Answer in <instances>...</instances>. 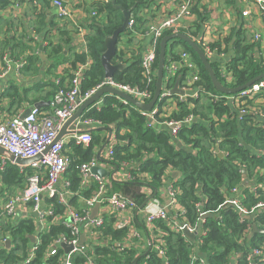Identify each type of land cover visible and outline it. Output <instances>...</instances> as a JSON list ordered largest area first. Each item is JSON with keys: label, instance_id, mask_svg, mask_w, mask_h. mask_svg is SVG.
Returning <instances> with one entry per match:
<instances>
[{"label": "built area", "instance_id": "obj_1", "mask_svg": "<svg viewBox=\"0 0 264 264\" xmlns=\"http://www.w3.org/2000/svg\"><path fill=\"white\" fill-rule=\"evenodd\" d=\"M101 1L109 2V0ZM167 1L173 3V10L166 15L160 24H151L145 31L136 29L137 32L133 13L128 21L127 31L133 32L132 35L140 38V44L144 45L141 52L142 86L119 82L113 77H105L97 85L83 91L82 80L85 71L90 66V62H86L79 64L72 71V77L67 80L66 84L58 88L50 101V110L45 111L39 106L32 105L33 108L27 115H24L25 109L13 115H0V146L16 157L34 158L28 164L16 163L20 166V171L26 172L28 175L25 186L20 193L6 195L0 208V247L9 249L12 246V243L9 247L6 246L7 241H11V239L4 235L3 224L15 221L17 212L20 210L25 212L30 208L36 216V223L38 224L39 221L42 225L41 228L38 226V232L31 234L35 236V240L30 242L28 256L15 264L32 262L36 258V250L41 244V235L48 232L44 229L53 226H58L59 229L47 244L43 259L48 260L57 257V264H99L104 253L111 255L113 252H125V246L131 242L140 247L141 251L139 250V252H142L146 258L150 256L149 252L152 251L157 253L165 264H171L167 258L165 240L161 238L162 234L158 232L157 223L161 220L165 221L171 230L183 233L186 237L188 236L185 230L195 234L194 239L188 237L193 242L190 264H210L202 251L204 237L208 232V229L202 225V218L209 215H217L218 217L217 211L219 209L217 208L215 211L205 210L206 199H203L196 203L199 219L196 222H191L187 216L186 208L179 200L178 196L181 190L175 184L177 179L171 178L173 172L171 167L165 171L160 195L156 196L151 186L145 188L148 199L144 206L137 205L135 201L119 191L111 190L113 181L122 182L132 179L127 164L124 163L120 167L111 162L115 157V146L119 142L117 131L114 129L115 125L114 123L113 125L106 124L99 118L84 115L85 111L90 108L100 109L104 97L112 94H104L95 104L87 108L75 120L74 127L69 130L67 128L65 134L59 138L61 130L78 111L81 104L102 87H114L128 93L142 103H147L152 99L154 95L152 86L157 78L156 62L159 43L169 33L188 29V22L194 13L196 4V0ZM261 1L264 2V0ZM53 5L56 7L60 18L73 19L72 9L65 0H53ZM92 14L96 15V10ZM247 14V11H243V15ZM261 14L264 18V9ZM189 36L193 38L191 34ZM145 37L148 38L147 42L144 40ZM193 39L202 44L208 57L217 52L215 45L206 40L204 36ZM254 39L260 41L262 35L256 33ZM125 48L124 43L118 42V51L119 49L125 50ZM174 48L177 56L171 53L167 55L162 91L157 103L150 110L138 108L125 98L115 95L125 105L130 104L138 109L145 118L147 127L156 128L160 125L166 127L173 142H180L179 135L182 128L190 126L199 119V115L194 112L173 118L171 111L180 109L179 102L205 96L212 103L223 101V103L228 104V100L232 99L234 109H227L221 115L215 113L212 118L223 121L235 119L240 122L250 114L251 101L258 95L264 97V78L235 94L221 95L211 91L203 93L197 85L201 79V74L192 53L184 49L181 44H177ZM138 52L140 51L138 50ZM2 60L4 66L0 69V79L10 70H15L19 75L26 63L24 57L13 60L8 55H4ZM225 67L226 65L221 66L222 77L227 82H231V77ZM182 68H185L187 72L184 78L179 81V88L185 92L173 93L172 89L177 77L182 76L179 74ZM57 82L59 83L60 80ZM191 106L194 105L191 103ZM260 114L264 116V107L261 108ZM107 126L110 127V132L107 137L102 134L103 142L99 146L92 147L93 156L73 167L72 162L74 160L71 158L70 148L66 145L75 140L78 145L90 147L93 142L92 133ZM185 146L191 149L190 145L186 144ZM215 152L220 153L218 149H215ZM99 153L100 158L97 156ZM223 155H225L224 152ZM7 160H9L7 155H1V169L4 168ZM71 168L77 170L78 181H71L68 177L67 172ZM100 168L108 174L101 175L94 171ZM27 169L31 172H27ZM243 170L246 168H243L242 172ZM243 180L244 184L251 181L247 173L243 174ZM239 191L237 186L225 191V200L222 205L234 206L236 211L246 218L253 217L256 211L264 209V202H258L250 209L246 208L242 203V198L238 194L236 195ZM95 208V216H92ZM141 212L144 213L143 218L140 217ZM108 227L120 233H123V230L126 232L122 236L113 237L111 233L106 231ZM251 230L252 226L249 224L244 235H250ZM64 244L70 245L71 249L66 251ZM98 248H103L106 252L102 253L98 251ZM228 258L230 261L225 262V264H253V258L264 261V243L251 249L246 257L242 251H232ZM0 264H2L1 259ZM142 264H149V262L145 259Z\"/></svg>", "mask_w": 264, "mask_h": 264}, {"label": "trees", "instance_id": "obj_2", "mask_svg": "<svg viewBox=\"0 0 264 264\" xmlns=\"http://www.w3.org/2000/svg\"><path fill=\"white\" fill-rule=\"evenodd\" d=\"M5 2L6 0H0L1 4ZM116 3L131 10L136 20L135 30L145 31L148 28L147 25L143 26L142 24L145 23L143 18L144 8L149 4V0H116ZM94 9L100 17L97 15L99 20L92 19L88 23L91 32L86 36L87 51L75 53L72 58H67L66 61H68L70 67L65 70L59 83L50 81V79L46 80L44 78L46 73L41 77L37 87L45 88L41 83L50 85L45 95L53 97L58 88L64 86L67 80L72 77V71L79 64L86 62H90V66L85 71L82 80L83 91L92 88L105 78V70L101 59L103 52L106 50L105 39L121 25L123 13L115 7L112 1H100ZM199 28L197 27L195 32L191 31V33L185 29H181L180 32L191 34L194 37ZM61 33L65 32L61 31ZM132 33L128 30L119 36L118 42L124 43L126 48L125 50L119 49L113 61L127 62V65L124 69L116 71L113 78L119 82L142 86L141 52L144 45L136 44L134 47H137L140 52H133L129 46L132 45L133 39L137 36L132 35ZM177 44H181L184 49L192 53L199 67L201 79L197 83L198 88L203 93L211 91L221 95L224 94L213 86L202 61L185 41L180 39L172 41L170 47L166 50V57L169 53L177 56V53L174 52V47ZM12 46L11 52L15 51L17 57L25 49L23 43H13ZM199 46L204 50L202 44L199 43ZM256 46V43L237 39L235 56L230 64L225 67L231 77L229 84L222 77L220 68L213 65L216 74L223 83L230 86L242 85L264 71V55H255ZM61 48L60 45L49 40V43L43 49L48 58L53 57L59 63L63 60ZM159 50L160 43L158 53ZM37 62H42V58L38 54H29L26 57L22 72L35 71L36 74H40ZM156 64L158 65V60ZM56 65L57 63H55ZM186 72V69L182 68L179 73L182 75L180 80L184 78ZM155 86L156 82L152 86L153 92ZM22 93L15 84L5 87L0 94V115L4 113L14 114L15 111H12V107L18 106V103H21L24 99H28L30 102L35 100V98L31 100L29 96L22 97ZM5 99L10 100L9 107L1 105ZM201 99V97L190 98L188 101L179 102L180 109L171 111L173 118H179L191 112L199 115V119L190 126L182 128L179 135L184 145H190L191 149L185 146L179 148L173 142L167 130L147 127L145 118L139 113L138 109L130 104L125 105L115 95H106L100 109L90 108L85 111L84 116H93L106 124L114 123L115 125L119 142L115 146V157L111 162L120 167L124 163L127 164L132 179L122 182L113 181L111 190L121 192L141 206L148 199L145 193L147 186L154 189L156 196L160 195L165 171L168 167H171L173 171L181 172V175L176 178L175 184L181 190L178 197L186 208L187 216L191 222H196L199 219L196 203L203 199H206L205 210L215 211L217 208L219 209L217 211L218 217L217 215H209L202 218L203 227L208 229L207 235L204 237L202 251L205 253V259L210 264H223L230 261L228 260L230 252L242 251L244 257H246L251 249L264 243V209L256 211L253 219H250L242 217L234 206L222 205L225 200V191H229L235 186L240 190L236 195L238 194L242 198V203L246 208L250 209L258 202H264V122L256 121L252 115H247L246 119L240 122L235 119L214 120L200 109ZM191 103L194 106H191ZM209 104L208 108H215L216 115H221L229 108L228 104L223 103V101ZM123 129L124 133L121 132ZM92 136L93 142L90 147H85L82 144L78 145L75 140L66 145L70 148L71 158L74 160L72 162L73 167L89 160L93 156L92 147L99 146L103 142L102 136L98 132H93ZM215 149L224 152L225 155L220 156L219 153L215 152ZM243 168H246L247 176L255 181L254 185L244 184ZM27 172L30 173L31 170L27 169ZM172 173L171 178L173 177ZM27 175L26 172L20 171L18 164L7 160L4 168L0 170V178L4 184L0 196L4 195L5 191L12 194L16 192L15 189L17 188L22 190ZM67 175L71 181H78L75 168H71ZM220 215L221 218H219ZM140 217H144L143 212L140 213ZM249 224L251 226L256 224L261 231L253 235H244ZM157 226L158 232L162 234L161 238L165 240L169 262L171 264H190L193 242L183 233L171 230L163 220L159 221ZM58 229V226H53L51 230L41 235V244L36 250V258L26 264H57V257L45 260L43 255L47 244L52 240V236ZM106 231L111 233L113 237L122 236L126 232L123 230V233H120L114 231L111 227L106 228ZM34 232L35 224L32 218L4 223L3 233L11 239L12 246L9 249L0 247L2 264H15L20 259L26 258L30 249L31 234ZM241 238L243 239L241 240ZM136 241L138 240L136 239ZM125 247V252H113L111 255L104 253L106 252L105 249L98 248V251L104 253V257L99 260V264H136V261L137 264H142L145 259L148 260L149 264H165L164 260L152 251L149 252L150 256L146 258L142 252H139L140 247L136 246L134 242ZM253 264H264V261L253 258Z\"/></svg>", "mask_w": 264, "mask_h": 264}, {"label": "crops", "instance_id": "obj_3", "mask_svg": "<svg viewBox=\"0 0 264 264\" xmlns=\"http://www.w3.org/2000/svg\"><path fill=\"white\" fill-rule=\"evenodd\" d=\"M100 1L101 0H65L67 5L72 9L73 19L60 18L56 7L53 5V0H6L5 3H0V69L4 66L2 60L4 55H8V57L13 60L22 59L23 57L26 60L29 54H38L39 57L42 58V62H37L40 74H36L35 71H30L28 73L22 72L18 75L15 70H10L0 79V94L5 87L10 84H15L19 87L20 91L23 92L22 97L25 98L29 96L31 100L35 98L33 102L24 99L21 103H18V106L12 107V111H15L14 114L22 109L26 111L38 102L43 103L40 106L43 110H50V101L53 97L45 95L50 85L48 83H41V85L45 86V88L41 89L37 87V84L40 83L39 81L45 73L46 75L44 78H46V80L50 79V81L58 83L57 81L61 80L65 70L70 67L68 61H66L67 58H72L75 53L87 51L86 36L91 32L88 23L91 22L92 19L99 20V18H97L99 16L98 13L96 15L92 13L95 11L94 8ZM109 1L113 2V0ZM115 4L120 5L116 2ZM263 9L264 2L261 0H196L194 13L188 22V29L185 30L191 33V31L195 32L196 28L200 27L193 38L204 36L206 40L215 45L217 52L209 58L213 65L220 68L221 72V66L230 64V61L235 56V43L237 39H242L254 44L256 43L255 55H264V18L261 14ZM172 10L173 3L167 0H149V4L144 8L143 18L145 23L142 25H158L163 21L166 15L172 12ZM243 11H247L248 14L243 15ZM61 31L65 33H61ZM256 33L262 35V40L256 41L254 39ZM49 40L62 47L61 54L63 53V60L59 63L53 57L48 58L47 54L44 53L43 48L49 43ZM144 40L147 42L148 38L145 37ZM17 42L25 45L24 51H22L18 57L15 51L11 52L13 43ZM139 43L140 38L136 37L133 39L132 45L129 46L133 52L136 53L138 51V48L134 46ZM55 63H57L56 66ZM50 68L51 70L49 71ZM201 98L200 109L209 117H213L216 113L215 108H208L210 105L209 103L212 102L205 96ZM9 101L10 100L5 99L2 101L1 105L9 107ZM263 103L264 97L261 95L256 96L251 101L249 115H252L256 121L264 122V116L260 114L261 108L264 107ZM228 104L229 108L227 109L235 108L232 99L228 100ZM4 114L10 115L7 113ZM75 123V120L70 123L67 127L68 130L71 127L73 128ZM109 129L110 127L107 126L98 129L96 132L101 136L105 134L107 137V134L110 132ZM155 129L167 130L166 127L161 125ZM121 132L124 133V130ZM70 135L66 136L69 137ZM180 142L184 147V142L181 140ZM176 144L180 148V145H178V143ZM100 170L104 171L102 168H100ZM104 172V175L108 174L106 171ZM180 175L181 172L176 170L172 173V176L175 178H178ZM247 184L254 185L255 181H248ZM3 188L4 184L0 178V192ZM15 191L14 193L18 194L21 189L17 188ZM8 193L9 192L5 191L4 195L0 196V208ZM28 209L29 210L25 212L22 210L17 212L15 221L23 218H32L36 225V231L34 232L36 233L38 232V226L41 228L42 225L39 221L38 224L36 223L35 214L31 212L30 208ZM95 212L96 210L94 209L91 215L95 216ZM250 219H253V217H250ZM257 227L259 228V226ZM44 230H51V227H46ZM256 232L252 226L250 235ZM83 241L84 239L82 242Z\"/></svg>", "mask_w": 264, "mask_h": 264}, {"label": "water", "instance_id": "obj_4", "mask_svg": "<svg viewBox=\"0 0 264 264\" xmlns=\"http://www.w3.org/2000/svg\"><path fill=\"white\" fill-rule=\"evenodd\" d=\"M116 0H113V4L115 5V7L119 8L122 13H123V21L121 23V25H119L114 32L112 33V35L107 36L105 39V45H106V50L103 52L101 59H102V63L104 66V70H105V77H113L114 73L120 69H124L126 67V63L118 61V62H114L113 58L115 57V55L118 52V40H119V36L121 33H124L127 31L128 29V21L131 17V10L126 9L124 6L122 5H117L115 4ZM176 39H180L185 41L186 43H188L190 45V47L196 52V54L198 55V57L200 58V60L202 61L203 65L205 66L206 70L209 73L211 82L213 84V86L216 88V90H218L221 93L224 94H235L240 92L243 89L248 88L249 86H251L253 83L261 80L262 78H264V71L262 73H260L259 75L253 77L252 79H250L249 81H247L246 83L242 84V85H238V86H230V85H226L225 83H223L220 78L218 77V75L215 72V69L213 68V63L210 60V58L206 55V53L204 52V50L199 46V43L193 39L192 37H190L188 34L183 33V32H177V33H169L167 35H165L160 42V50L158 53V65H157V78H156V86H155V91H154V95L152 97V99L147 102V103H142L140 102L138 99L132 97L131 95H129L128 93L121 91L119 89H116L114 87H110V86H105L102 87L101 89H99L93 96H91L90 98H88L86 101H84L80 108L78 109V111L73 115V117H71L67 123L65 124L64 128L61 130L60 134H59V138L62 137L65 132H66V128L69 126L70 123H72L74 120H76L80 115L83 114V112L90 107L92 104H94L95 102H97L104 94H112V95H117V96H121L123 98H125L126 100H128L131 104L135 105L138 108L144 109V110H150L158 101V98L161 94L162 91V84H163V77H164V67H165V60H166V50L168 47V43L171 40H176ZM179 81H180V76L177 77L174 88L172 89L173 93H184L185 91H183L182 89L179 88ZM41 102L35 103L34 106H41ZM33 108L30 107L26 110V112L24 113V115H27L31 109ZM178 145H180V147H183V145L181 144V142H177ZM0 153L1 155H7L8 159L10 161H14L15 163L18 164H28L29 162L33 161L34 158L31 159H25V158H21V157H16L13 154H9L2 146H0ZM220 156H223V152L220 151L219 153ZM100 158V153L97 155ZM95 172H99L101 175H104L105 172L101 171L100 169H95ZM243 173L246 174V170H243ZM175 174V173H174ZM145 203L142 205L144 206ZM96 210V208H95ZM253 229L254 231L258 232L261 231L256 224H253ZM186 235L190 238V239H194L195 238V234L194 233H189L187 230H185ZM31 240L34 241L35 240V236L31 235ZM11 245V241L8 240L6 243V246L9 247ZM66 251H69L71 249L70 245H63ZM137 262V261H136Z\"/></svg>", "mask_w": 264, "mask_h": 264}, {"label": "rangeland", "instance_id": "obj_5", "mask_svg": "<svg viewBox=\"0 0 264 264\" xmlns=\"http://www.w3.org/2000/svg\"><path fill=\"white\" fill-rule=\"evenodd\" d=\"M170 45H171V42H169V47H170ZM225 264V263H224Z\"/></svg>", "mask_w": 264, "mask_h": 264}, {"label": "bare ground", "instance_id": "obj_6", "mask_svg": "<svg viewBox=\"0 0 264 264\" xmlns=\"http://www.w3.org/2000/svg\"><path fill=\"white\" fill-rule=\"evenodd\" d=\"M160 132V131H159ZM124 136V135H123ZM162 171H163V169H162ZM251 246V245H250Z\"/></svg>", "mask_w": 264, "mask_h": 264}]
</instances>
